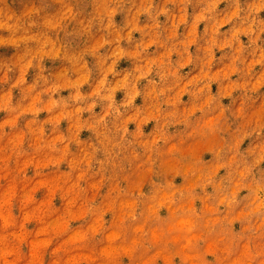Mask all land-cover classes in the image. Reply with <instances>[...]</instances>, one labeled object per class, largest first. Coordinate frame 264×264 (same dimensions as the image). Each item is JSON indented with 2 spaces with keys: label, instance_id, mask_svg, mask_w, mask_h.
Listing matches in <instances>:
<instances>
[{
  "label": "clouds",
  "instance_id": "1",
  "mask_svg": "<svg viewBox=\"0 0 264 264\" xmlns=\"http://www.w3.org/2000/svg\"><path fill=\"white\" fill-rule=\"evenodd\" d=\"M5 119L11 264H264V0H0Z\"/></svg>",
  "mask_w": 264,
  "mask_h": 264
},
{
  "label": "rangeland",
  "instance_id": "2",
  "mask_svg": "<svg viewBox=\"0 0 264 264\" xmlns=\"http://www.w3.org/2000/svg\"><path fill=\"white\" fill-rule=\"evenodd\" d=\"M226 70V66H225ZM216 71H221V69H217ZM226 74V71H225ZM7 119L0 121V124L9 123ZM27 163V162H25ZM15 214V210H13V215ZM31 221V216L28 214H25L24 216V222L28 223ZM42 235V234H41ZM48 245V240L45 238L35 239L31 242V247L35 249L36 253H39V250L41 248H44ZM0 264H11V261L7 258L5 255H0Z\"/></svg>",
  "mask_w": 264,
  "mask_h": 264
}]
</instances>
